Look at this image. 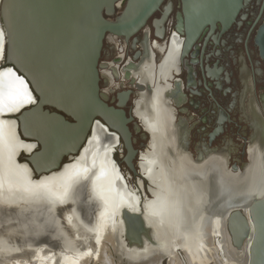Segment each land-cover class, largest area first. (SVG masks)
Returning a JSON list of instances; mask_svg holds the SVG:
<instances>
[{"label":"flooded vegetation","instance_id":"af4514ba","mask_svg":"<svg viewBox=\"0 0 264 264\" xmlns=\"http://www.w3.org/2000/svg\"><path fill=\"white\" fill-rule=\"evenodd\" d=\"M127 2L119 0L106 18L116 21ZM243 5L232 23L217 21L214 28L192 35L185 0H163L130 37L106 34L100 90L110 106L132 118L128 127L135 153L130 157L122 135L97 118L77 154L39 175L27 158L41 145L23 137L17 118L39 97L33 93L29 105L0 113L7 121H0L2 130L12 126L16 161L27 166L30 179L38 182L75 165L63 175L66 187L60 194L49 187L25 195L66 208L64 223L77 251L82 247L78 231L89 234L92 249L99 250L104 237H99L98 222L103 219L117 235L116 248L105 241L115 264L154 258L170 264L172 256L190 264L193 244L205 241L209 218L218 212L225 214L226 238L236 251L226 219L245 207V197L264 191V58L256 43L264 0ZM5 60L4 46L0 72L7 71L1 74L11 70L23 79ZM80 182L88 187L80 188ZM208 239L224 262L221 235Z\"/></svg>","mask_w":264,"mask_h":264},{"label":"water","instance_id":"95a60500","mask_svg":"<svg viewBox=\"0 0 264 264\" xmlns=\"http://www.w3.org/2000/svg\"><path fill=\"white\" fill-rule=\"evenodd\" d=\"M248 1L185 0L189 32L198 35L209 25L214 28L217 21L232 23ZM162 2L128 0L121 16L111 21L106 17L115 13L119 0H0L5 64L23 76L19 80L12 73L19 82L7 83V93L13 98L0 100V113L17 112L29 105L32 101L22 102L26 94L39 97L17 117L23 137L41 145L40 151L27 158L37 174L57 170L64 157L77 154L97 118L122 135L129 157L135 153L128 127L132 118L105 101L99 61L108 32L130 37ZM256 43L264 58V23ZM5 128L2 130L0 122V188L15 195L0 194V264L21 260L38 247L57 255L77 251L76 241L56 236L46 219L33 220L25 215L32 210L28 202L34 200L25 194L51 185L31 182L28 170L16 161L18 146L12 126ZM228 224L237 248L248 241L247 264H264V197L252 199L246 209H234Z\"/></svg>","mask_w":264,"mask_h":264},{"label":"bare ground","instance_id":"6f19581e","mask_svg":"<svg viewBox=\"0 0 264 264\" xmlns=\"http://www.w3.org/2000/svg\"><path fill=\"white\" fill-rule=\"evenodd\" d=\"M1 39L3 40L2 37V33L0 31V57H1V53H2V46L1 45ZM22 80V79H19ZM14 82H19L16 78L13 79V75H12V71L10 70V72L6 73V74H1L0 75V98L3 97V99L5 98L6 100L11 99L13 97H11L7 92V88L6 85L7 83H14ZM20 94V93H19ZM32 94L29 93V95H25L24 98L22 99V102H28L29 100L32 101ZM0 121L3 122H7L5 120L0 119ZM12 124V123H10ZM99 123H96V127L98 128ZM20 167H24L27 168V166L25 165H19ZM75 165L72 166H68L67 169H65V171L62 174H58V175H51L50 177H45L43 178L41 181H34L31 179V182L36 185V186H41L44 185L46 186L47 184H50L51 188L55 190V193L60 194V192L63 190V188H65L66 186L63 185V182H61L63 175L68 171V170H74ZM83 167V166H82ZM28 169V168H27ZM82 170V168L80 169ZM83 172V171H82ZM4 180L5 177H2ZM71 178H77L74 175H72ZM73 180V179H72ZM1 181V180H0ZM4 182V181H3ZM3 185H5V183H3ZM1 184V185H2ZM6 185H10L9 182ZM4 187V186H3ZM5 190V191H4ZM17 193V192H15ZM0 194H3V196H14V191L12 190H7L6 188H4L2 190V188H0ZM7 194V195H5ZM14 194V195H13ZM20 194L21 193H17ZM258 197H264V191L260 194V192L258 194H253L250 196L245 197L244 200V204L245 207L244 209H246L248 207V204L251 202L252 199L258 198ZM220 211V210H219ZM215 212V211H214ZM219 213V212H218ZM218 213H214L212 214L209 218L210 219V223L208 225V233H205L204 235L206 237H204L205 241H199V244H193V247H195L193 250L196 253L191 252L188 255V261L190 264H247V259H248V255H247V244L248 241L246 240L242 246L241 249L237 248L235 245L234 248L236 249V251L240 254L243 255H238L236 253V251L232 250V248L230 247V243L226 238V234H225V222H222L223 220V216L225 215H217ZM228 222V218L226 219ZM99 230H100V236L99 234H94V236H92V238L98 240V236L99 237H104V240L102 241V243L99 246V250H93L91 244L88 242L89 241V234H83L80 231H78V233L76 232V234L81 237V244L82 247L80 250H78L77 252H73V251H63L61 252V254L57 255L54 254L51 251H45V247H38L37 249H35V251H30V255L28 256L27 252L23 255L24 257L21 258V260H16L14 261V263L17 264H90L91 262H93V264H115L113 258L111 257V255L108 253V246L105 243V241H107L108 243H110L113 247L116 248V239L115 237L117 236L115 234V232H113L110 229L109 223L106 220H99ZM77 228V227H76ZM227 233V232H226ZM221 235L222 237V241L220 244V247L223 249L225 255H226V260L223 262L222 260H220V258L217 255V249L213 246L212 241L208 239V236L211 235ZM230 237L232 239V235L230 233ZM184 244L183 246L187 249V252L191 251L189 250L190 246L188 245L189 243H187L184 239ZM86 244V245H83ZM89 243V244H88ZM198 243V242H197ZM88 244V245H87ZM90 245V246H89ZM219 248V247H218ZM9 263V262H8ZM130 263V262H129ZM121 264V263H119ZM139 264H160V260L158 258H154L152 260H150L149 262H144V263H139ZM170 264H181L180 261L178 260V258L175 257H171L170 260Z\"/></svg>","mask_w":264,"mask_h":264},{"label":"rangeland","instance_id":"374dc122","mask_svg":"<svg viewBox=\"0 0 264 264\" xmlns=\"http://www.w3.org/2000/svg\"><path fill=\"white\" fill-rule=\"evenodd\" d=\"M79 172H74V175H78ZM77 177V176H75ZM81 187L80 188H86L88 187V184H83L80 182ZM113 188V187H112ZM30 206H32V210H29V213H26L25 215L27 217H30L31 219H46L49 222V229L55 230L56 236H63L68 239L72 237V235L68 232L65 225V209L61 207L51 206L49 204H45L42 202H37L35 200H31L28 202ZM73 205V203H72ZM71 244H69L70 246ZM75 246V245H71ZM33 251V250H31ZM7 264H17L14 262H9ZM36 264V263H33Z\"/></svg>","mask_w":264,"mask_h":264}]
</instances>
